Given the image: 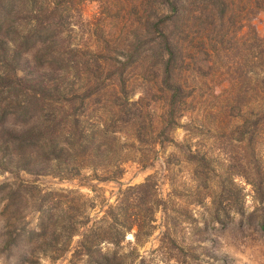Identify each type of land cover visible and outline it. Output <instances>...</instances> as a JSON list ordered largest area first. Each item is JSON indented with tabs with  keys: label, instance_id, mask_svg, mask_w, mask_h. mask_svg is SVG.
I'll use <instances>...</instances> for the list:
<instances>
[{
	"label": "trees",
	"instance_id": "16d2710c",
	"mask_svg": "<svg viewBox=\"0 0 264 264\" xmlns=\"http://www.w3.org/2000/svg\"><path fill=\"white\" fill-rule=\"evenodd\" d=\"M83 1L0 0V58L14 66L23 54L38 47L51 64L68 57L67 65L74 63L77 68L71 85L62 91L55 88V95L49 99L52 103L60 104L61 100V104H68L69 112L59 111L66 118L65 126L59 128L55 123L51 132L35 142L32 137L22 138L26 146L21 148L28 147L47 158L55 168L53 175L61 181L78 180L79 188L88 187L96 194L93 201L97 204L89 206L92 201L79 189L52 190L47 196H51L58 212L51 217L61 220L53 235L66 234L65 250L71 248L76 236L81 238L73 256L76 263L87 255L89 263L114 264L131 258L119 251L104 253L102 244L119 250L132 234L134 243L142 246L159 230L161 213L168 230L172 229V215L177 213L175 199L180 195L193 203H203L211 197L213 172L222 169V176L237 188L234 177L238 174H231L225 166L218 169L210 154L193 144L197 129L192 120L203 117L199 104L205 105L214 96L213 91L207 92L226 74L221 72L226 65L231 66L230 71L254 63L261 67L258 76L264 81V49L250 59L240 56L241 52L239 58L236 52L223 47L226 21L229 25L250 22L255 14L264 13V0H100L106 9L131 14V23L121 31L122 35L126 31L127 37L83 46L71 43L64 48L66 56H62L63 45L58 44L62 31L57 24H63L71 6L79 12L75 7ZM25 14L30 16L31 30L22 42L10 40L12 33L21 35L20 28L16 27L15 33L14 27ZM262 40L258 38L259 42ZM206 74L211 77L205 78ZM227 94L219 100L242 106V110L231 127L217 112L215 129L227 128L230 134L252 137L264 133V87L246 90L236 85ZM185 118L189 122L184 123ZM180 129L187 132L184 142L175 137ZM169 148L173 152L166 156ZM162 156L166 173L162 177L171 186L166 197L157 172L137 185L123 188L120 184L114 203L107 202L99 184L119 183L128 164L141 170L152 169ZM182 169L187 170L194 183V188L185 194L176 189ZM253 187L258 199L264 198V185ZM64 198H69L67 210H62ZM39 205L41 234H45L51 217ZM93 209H98L102 217L97 216L93 227L87 229L91 221L87 212ZM236 209L244 214L242 205ZM64 217L68 218L67 223ZM92 245L97 247L95 256L89 253Z\"/></svg>",
	"mask_w": 264,
	"mask_h": 264
},
{
	"label": "rangeland",
	"instance_id": "374dc122",
	"mask_svg": "<svg viewBox=\"0 0 264 264\" xmlns=\"http://www.w3.org/2000/svg\"><path fill=\"white\" fill-rule=\"evenodd\" d=\"M104 4L100 0H84L80 7H75L79 11L77 13L74 5L71 6L63 24H57L58 30L62 31L58 40V44L63 45L62 56H66L64 48L71 43L83 46L127 37L126 31L123 35L121 31L131 23V14L106 9ZM30 22V16L26 14L19 17L14 30L16 33V27H19L22 33L19 37L10 34V40L22 42L32 28ZM226 23L225 50L236 52L235 56L239 58L242 54L252 59L264 49L263 12L255 14L250 22H244L246 25ZM257 37L263 39L262 42ZM215 44L211 43V46ZM47 57L39 53L36 47L23 54L14 66L9 60L0 58V264H92L87 262V255L81 257L78 263L73 258L77 241L81 239L79 236L74 238L71 248L65 250L66 234L58 231L60 233L53 235L55 225H61V220L56 216L51 217L58 211L51 196L47 195L52 190L79 189L92 201L89 203L92 206L98 202L93 201L96 194L88 187L79 188L78 180L61 181L53 175L55 168L47 158L28 147L21 148L24 138H35V142L51 132L55 123L59 128L66 124V118L59 111L69 112L68 104H61V100L60 104L52 103L49 99L55 95V88L62 91L71 85L77 68L72 65L74 63L67 65L68 61L65 60L68 57H61L64 60L58 64H51ZM228 68L231 66H225L221 72L226 74L220 76L207 92L212 94L213 91L214 96L208 98L205 105L199 104L200 113L203 108L201 114L204 118L200 116L192 120V125L197 129L193 144L210 154L215 167L219 169L225 166L231 170V174H238L234 177L237 188L222 176V169L213 172L210 175L211 197L203 203H193L180 195L175 199L177 213L172 215L175 218L172 229L168 230L165 216L161 213L158 215L159 230L142 246L134 243L132 234L127 236L119 250L111 244H102L100 248L104 253L119 251L121 255L131 258L118 260L114 264H264V198L259 200L253 187V184L264 185V133L252 137L230 134L227 128L215 129L219 121L215 116L217 112L221 113L219 118L224 117L225 123L231 127L242 110V106L224 103L218 97L225 99L232 86L256 89L264 87V81L258 76L261 67L254 63L241 69L229 71ZM205 76L208 79L211 77ZM233 77L234 80L231 79ZM206 112L211 115L205 117ZM188 120L185 118L184 123ZM175 137L184 142L187 132L180 129ZM172 152L173 149L169 148L166 156ZM164 161L165 156H162L154 168L147 170L128 164L119 183H102L98 187L103 189V196L112 204L120 184L123 188L137 185L157 172L164 177ZM163 177L160 182L166 197L171 186L164 182ZM178 177L179 187L176 189L179 194H185L190 187L194 188L187 170L182 169ZM92 183L96 184V181ZM68 199H63L62 210H67L70 205ZM39 204L51 217L45 234H41ZM241 205L243 215L236 209ZM98 212V209L87 212L91 218L87 229L102 217ZM63 220L67 223L68 218L64 217ZM96 248L91 246L90 255L95 256Z\"/></svg>",
	"mask_w": 264,
	"mask_h": 264
}]
</instances>
